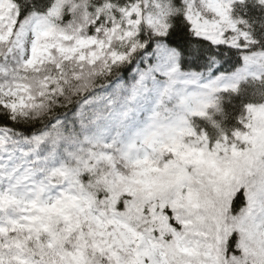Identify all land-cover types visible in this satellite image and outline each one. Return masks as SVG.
Masks as SVG:
<instances>
[{
	"label": "snow or ice",
	"instance_id": "1",
	"mask_svg": "<svg viewBox=\"0 0 264 264\" xmlns=\"http://www.w3.org/2000/svg\"><path fill=\"white\" fill-rule=\"evenodd\" d=\"M0 264H264V0H0Z\"/></svg>",
	"mask_w": 264,
	"mask_h": 264
}]
</instances>
